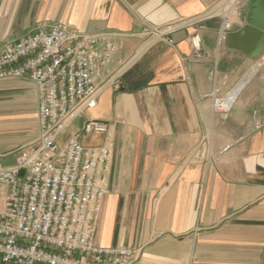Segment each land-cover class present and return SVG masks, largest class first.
Listing matches in <instances>:
<instances>
[{"label":"crops","instance_id":"1","mask_svg":"<svg viewBox=\"0 0 264 264\" xmlns=\"http://www.w3.org/2000/svg\"><path fill=\"white\" fill-rule=\"evenodd\" d=\"M221 1L0 0V49L63 23L113 33L116 61L131 63L60 143L88 120L108 125L116 148L95 243L140 250L138 264H264V31L250 23L263 1L239 0L220 39V18H205ZM238 88L229 118L214 115L208 96ZM39 136L37 86L0 80V163Z\"/></svg>","mask_w":264,"mask_h":264},{"label":"built area","instance_id":"2","mask_svg":"<svg viewBox=\"0 0 264 264\" xmlns=\"http://www.w3.org/2000/svg\"><path fill=\"white\" fill-rule=\"evenodd\" d=\"M238 2L222 0L205 18H220V39L232 30ZM117 52L113 33L84 34L63 23L0 49V80H31L40 120L37 143L22 148L13 166L0 163V264H138L140 250L95 243L116 148L108 125L88 120L82 128L81 135L105 136L102 145L85 146L81 135L60 143L102 93L121 89L131 63L116 61ZM239 91L208 96L213 114L228 119Z\"/></svg>","mask_w":264,"mask_h":264},{"label":"water","instance_id":"3","mask_svg":"<svg viewBox=\"0 0 264 264\" xmlns=\"http://www.w3.org/2000/svg\"><path fill=\"white\" fill-rule=\"evenodd\" d=\"M254 2L252 3V6L257 7L256 3H259L260 1H263V8H264V0H253ZM259 8V7H258ZM264 12V9H263ZM259 18V17H258ZM254 22H250L251 25L257 29L263 30L264 31V15L262 18L258 19H253Z\"/></svg>","mask_w":264,"mask_h":264}]
</instances>
